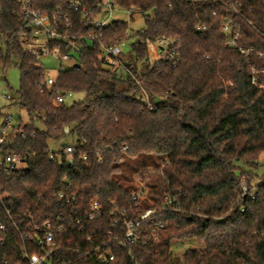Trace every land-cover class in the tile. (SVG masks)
I'll return each mask as SVG.
<instances>
[{
    "label": "trees",
    "instance_id": "1",
    "mask_svg": "<svg viewBox=\"0 0 264 264\" xmlns=\"http://www.w3.org/2000/svg\"><path fill=\"white\" fill-rule=\"evenodd\" d=\"M65 1L35 0L33 7L50 13L56 5L64 8ZM83 1L91 12L96 0ZM115 1L141 15V29L127 33V21H114L96 31L98 40L76 38V48L62 45L73 64L60 68L45 88L39 60L20 43L23 11L13 0H0V75L10 67L19 70L10 99L27 116L26 122L16 121L24 136L8 149L28 154L0 177V221L5 224L0 264L22 263L23 249L41 253L20 233L30 221L40 226L49 220L55 228L54 218L61 214L65 230L53 234L50 264H264V178L255 184L253 173L245 170L256 168L264 154V89L257 86H264V58L257 56L264 52V38L242 22L240 44L253 50L244 58L226 43L220 24L229 12L215 3ZM236 1L251 9L247 15L253 22L264 23V0ZM71 20L69 33L75 36L91 29L79 24L76 13ZM162 35L180 38L175 64L149 58L148 45ZM130 37L132 61L119 55L127 73L107 68L98 57L99 43ZM64 91L83 98L54 105L56 94ZM67 136L74 139L71 166L65 155L49 161V141ZM135 175L147 191L138 204L131 201ZM241 179L248 191L239 198ZM59 194L74 196V202L59 205ZM165 195L179 210H159ZM93 201L101 216L83 219ZM112 203L129 217L157 208L138 242L126 247L108 242ZM159 223L164 229L153 240L150 231ZM185 241L200 249L174 257L171 246ZM103 242L108 243L100 251L109 248L112 260L89 253Z\"/></svg>",
    "mask_w": 264,
    "mask_h": 264
},
{
    "label": "built area",
    "instance_id": "2",
    "mask_svg": "<svg viewBox=\"0 0 264 264\" xmlns=\"http://www.w3.org/2000/svg\"><path fill=\"white\" fill-rule=\"evenodd\" d=\"M23 11L25 21L20 27L18 36L20 37V43L22 44L25 51L34 55L38 60L40 57L46 55H52L55 59L62 61L72 60L70 54L63 52L61 46H72L76 48V41L85 40L92 41L98 40L100 33L104 27L114 21H123L115 18L116 12H125L128 15L129 22H132L131 17L134 16L133 7H122L118 5L115 0H96L93 5L91 12L88 10L86 3L83 0H66L64 2V8L61 5H56L52 11L44 12L33 7L35 0H13ZM50 1V0H43ZM195 3H215L223 7L228 11V16L223 19L220 24V30L226 36V43L236 49L239 54L244 58H247L252 53V48H245L240 44L242 39V22H245L248 26L252 27L258 36L264 38V23L256 24L248 17L250 8L244 7V5L236 0H187ZM76 13L79 16V24H88L91 29L87 34L74 35L69 33L73 23L71 20V14ZM138 14V13H137ZM203 26L197 25L196 29H203ZM140 29V28H139ZM133 30L128 26L127 33H131ZM125 39L117 43H104L101 42L98 45V57L102 58L104 64L109 69L122 70L121 74H126V68L123 67L122 61L119 59V55L122 53V46L125 44ZM152 43L155 45V51L157 58L167 61L171 64H175L180 59V38L178 36H158ZM257 56L264 58V52H257ZM264 72V71H261ZM251 73L254 74L256 71L252 68ZM42 86L49 88L54 78L51 76H43ZM252 82L256 85L254 78ZM259 88L264 89V86L257 85ZM66 93H72L70 91L58 92L54 98L53 104L60 105L63 103V96ZM6 98L10 99V96L6 95ZM146 104L149 106L148 102ZM150 108V106H149ZM25 134L24 130L17 127V122L13 121L11 113H4L0 111V177L8 174L12 170L16 169L20 163L24 162L28 157V154H22L15 151H11L9 146L14 142L17 137H23ZM34 134L31 133L30 136ZM74 150L72 143H63L60 145L58 151L48 149L47 159L49 161L60 159L62 155L66 156V164L70 163L69 154ZM85 158V155H82ZM145 183L139 182L136 186V191L131 195V201L134 204H138L139 201L146 199L147 191L144 186ZM244 180L241 179V193L239 198L247 193ZM256 192L252 190L251 197L255 196ZM59 205L61 203L70 204L74 202V196H64L63 194L58 195ZM2 196L0 194V204H2ZM113 209L110 211L112 218L110 227L106 231L105 235L108 238V242L112 241L120 247H126L129 244L138 242L141 239V231L145 224L152 221V215L157 211L156 207H150L143 211L136 210L135 217H129L125 208H118L112 203ZM68 209V207H67ZM74 208L69 209V218L72 219ZM159 210L163 211H177V207L174 200L165 195L159 206ZM240 212L245 210L244 206L239 207ZM116 214L117 216H114ZM6 215L9 218L11 215L6 210ZM61 215H56L54 221H56V227L52 228L51 222L44 221L40 226L33 225L30 221L28 230L20 233L21 238L36 244L41 247V253L28 252L26 249L22 251L23 262L20 264H50V256L55 251L53 234L55 231L61 232L65 230V225L62 222ZM82 216L86 220H94L96 217L101 216V211L97 202L91 203L89 211L85 212ZM77 221V220H76ZM79 222V221H78ZM5 229V224L0 221V230ZM164 229V225L159 223L154 229L150 231V236L153 240L157 239L159 233ZM108 242H103L101 245H97L92 248L89 253H98V259L100 261L112 260L114 254L109 248L100 251L102 246L107 245Z\"/></svg>",
    "mask_w": 264,
    "mask_h": 264
},
{
    "label": "rangeland",
    "instance_id": "3",
    "mask_svg": "<svg viewBox=\"0 0 264 264\" xmlns=\"http://www.w3.org/2000/svg\"><path fill=\"white\" fill-rule=\"evenodd\" d=\"M115 18L121 19L123 21H129L128 15L125 12H116L114 15ZM143 25V20L140 14H137V11L134 12L133 21L129 22V27L132 30L141 29ZM134 41L133 37H130L126 39L124 46H122V56L126 60L132 61L133 55L130 52V44ZM89 43V42H88ZM90 44V43H89ZM148 52H149V58L150 60L156 59L158 56L155 51V45L154 43H150L148 45ZM38 63L42 67L44 71L45 76H51L55 77L57 75V71L60 68H66L73 64L72 60L62 61L59 59H55L52 55H46L39 58ZM139 65V63H137ZM123 72L122 70H120ZM19 70L16 67H10L8 68L4 74L0 75V111L4 113H11L13 121H17L18 117L23 121H27V116L25 112L21 109H19L16 105L12 104V100L6 98V95L11 96L15 93V91L18 88L19 85ZM82 93H66L63 96V102L65 105H70L72 102L83 98ZM74 139H72L70 136L65 137L60 142H54L49 141L48 146L49 149L53 151H58L60 148V145L62 143H72ZM149 169H153L149 167ZM246 171L252 172L254 175V183L258 184L261 181V178H264V154H262L259 158V163L256 168H248L245 167ZM134 176V182L135 185H139V182L137 180L138 177ZM188 248H198L200 249V246L194 242L191 241H185V242H179L176 244H173L171 246L172 255L174 257H181L183 251H185Z\"/></svg>",
    "mask_w": 264,
    "mask_h": 264
},
{
    "label": "water",
    "instance_id": "4",
    "mask_svg": "<svg viewBox=\"0 0 264 264\" xmlns=\"http://www.w3.org/2000/svg\"><path fill=\"white\" fill-rule=\"evenodd\" d=\"M126 66H128L129 64L128 63H125ZM63 144V143H62Z\"/></svg>",
    "mask_w": 264,
    "mask_h": 264
}]
</instances>
